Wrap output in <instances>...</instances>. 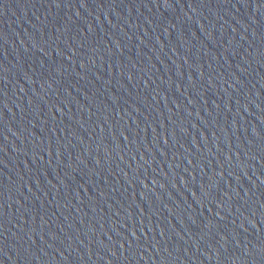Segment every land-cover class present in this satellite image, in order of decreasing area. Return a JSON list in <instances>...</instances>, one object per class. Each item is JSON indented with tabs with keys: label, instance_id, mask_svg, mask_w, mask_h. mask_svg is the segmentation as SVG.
I'll use <instances>...</instances> for the list:
<instances>
[{
	"label": "water",
	"instance_id": "obj_1",
	"mask_svg": "<svg viewBox=\"0 0 264 264\" xmlns=\"http://www.w3.org/2000/svg\"><path fill=\"white\" fill-rule=\"evenodd\" d=\"M0 264H264V0H0Z\"/></svg>",
	"mask_w": 264,
	"mask_h": 264
}]
</instances>
